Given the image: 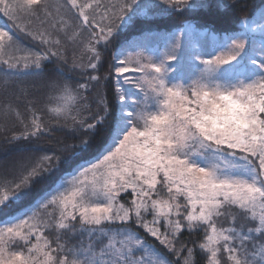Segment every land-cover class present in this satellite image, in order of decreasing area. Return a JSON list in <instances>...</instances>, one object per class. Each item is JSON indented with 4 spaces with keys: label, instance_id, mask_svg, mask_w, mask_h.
I'll list each match as a JSON object with an SVG mask.
<instances>
[{
    "label": "snow or ice",
    "instance_id": "1",
    "mask_svg": "<svg viewBox=\"0 0 264 264\" xmlns=\"http://www.w3.org/2000/svg\"><path fill=\"white\" fill-rule=\"evenodd\" d=\"M196 6L0 0V15L42 46L18 56L14 34L0 26L9 69L42 71L52 58L67 65L69 41L87 54L85 64L73 53L82 81L48 84L58 93L49 111L73 143L36 146L54 130L36 100L24 106L27 118L11 100L0 105V136L14 146L0 160V264H196L197 250L204 264H264V25L259 36L247 18L245 31L224 35L191 22L162 36L148 26L150 14ZM122 29L137 35L112 53L110 90L91 98L101 45Z\"/></svg>",
    "mask_w": 264,
    "mask_h": 264
},
{
    "label": "trees",
    "instance_id": "2",
    "mask_svg": "<svg viewBox=\"0 0 264 264\" xmlns=\"http://www.w3.org/2000/svg\"><path fill=\"white\" fill-rule=\"evenodd\" d=\"M54 3L62 2V0H53ZM103 3H114L115 0H102ZM197 5L190 12L184 14H169L167 12H158L154 16L150 14L149 19L151 24L148 25L152 30L162 36L163 34L172 31L180 30L188 23L200 24L204 26V30H211L219 35H224L226 32L241 31L245 26L243 21L248 19H255V15L261 9H264V0H195ZM230 5L225 8L224 5ZM202 5V6H201ZM211 5V6H209ZM234 5V6H231ZM0 26L6 28L14 34L17 46L20 49H33L40 51L42 46L38 41L32 40L25 32L16 29L12 22L7 20L6 17L0 15ZM251 26V25H250ZM137 33L129 29H122L118 34L117 39L112 45L104 49L101 45L102 66L99 68L98 74L101 77V83L96 88L91 89V98H96L98 95H104L110 90L105 87L104 78L109 74V68L112 63V53L117 51L120 46H124L126 42L135 39ZM159 42V41H157ZM68 64L64 65L60 61L52 58L50 61L41 62V70L33 67L25 68L23 63L9 69L7 65L0 63V105L13 101L19 105L17 111L24 113V106L29 100H36L35 105L38 114L41 116L42 121L53 131L40 136L36 141V146L40 148L57 149L60 143H73L74 140L70 134V128L62 129V125L55 119L53 114L49 111L57 104L56 97L58 93L48 87L51 81H66L74 84L76 81H82L84 77L80 75L81 69L72 68L73 53L77 59V63H87L86 53H82L79 48H74L69 41L66 45ZM57 70L63 72V76H59ZM37 71L40 74L37 75ZM5 81L7 84L5 85ZM95 109V105H93ZM30 116V113H24V118ZM3 117H0V124L4 123ZM8 126L11 127L16 123L15 117H10L7 121ZM108 128L95 138L94 146L88 155V159H94L98 154L101 146L107 138ZM14 146L4 142V138L0 136V158L8 156L13 151ZM123 197V196H122ZM0 219V223H2ZM50 238L55 237V233H50ZM201 233L193 232L189 234L185 232L182 239L186 241H199ZM193 244L189 243L188 246ZM175 259V258H173ZM196 264H204L201 254L197 250L195 256Z\"/></svg>",
    "mask_w": 264,
    "mask_h": 264
},
{
    "label": "rangeland",
    "instance_id": "3",
    "mask_svg": "<svg viewBox=\"0 0 264 264\" xmlns=\"http://www.w3.org/2000/svg\"><path fill=\"white\" fill-rule=\"evenodd\" d=\"M254 18L255 19H251V20L248 19V18L247 19L250 21V25L251 26L250 25L249 26L256 28V35L259 36V33H260V27L259 26L260 25H264V9H261L260 11H258V13L255 15ZM245 30H246V25L239 32H242V31H245ZM175 31H179V30H172V32H175ZM16 44L18 45L20 43L19 42H16ZM28 52H37V51L36 50H33V49H21L20 52L15 53V54L18 55V56H23V55H25ZM10 154L8 156H10ZM8 156H5L4 158H0V160L6 159V158H8ZM122 196H123V199H122L121 202H124L127 199H130V197L127 194H122ZM224 226H228L227 223H225ZM189 247H193V246L190 245Z\"/></svg>",
    "mask_w": 264,
    "mask_h": 264
}]
</instances>
